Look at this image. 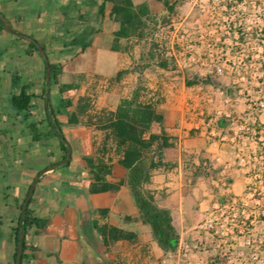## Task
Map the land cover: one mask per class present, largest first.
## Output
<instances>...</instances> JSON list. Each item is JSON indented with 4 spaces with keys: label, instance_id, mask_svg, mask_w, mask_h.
<instances>
[{
    "label": "crops",
    "instance_id": "crops-1",
    "mask_svg": "<svg viewBox=\"0 0 264 264\" xmlns=\"http://www.w3.org/2000/svg\"><path fill=\"white\" fill-rule=\"evenodd\" d=\"M133 1L137 5L147 2L151 12L157 6L165 9L158 0ZM0 3L4 4L2 20L17 32L0 23V36L11 43L7 59L30 60L16 75H0V87L9 88L11 95L9 112H0V264H16L21 207L39 173L29 207L48 223L30 229L22 264H99L105 262L101 254L132 264H179L185 256L189 264H209L204 254L214 239L239 237L232 227V211L249 176L246 167L236 164L237 147L231 141L237 131L232 137L227 120L218 116L223 110L220 94L225 92L213 84L200 86L183 69L169 64L181 58L179 43H172L166 57L157 60L147 38L116 35L121 25L111 17L112 3L107 4L104 16L98 14L93 0ZM92 28L96 32L85 51L69 45L75 35ZM28 36L47 47L50 62L61 64L57 81L50 87L46 59L30 46ZM14 77H25L24 86L31 95L29 112L19 111L12 102L21 90L16 89ZM136 91L141 100L155 102L164 116L163 126L154 124L152 130L161 133L163 127L170 146L163 150L164 165L151 172L145 188L159 207L171 212L178 237L174 248H162L153 225L143 220L129 185L130 171L121 165V155L107 138L110 132L97 126L100 114L116 111L121 100L132 98ZM49 102L72 147L71 163L53 169L49 168L60 162L64 152L58 137L45 135L50 131ZM31 124L42 133L39 140L34 139ZM85 157L108 161L107 179L120 188L90 192L92 176ZM94 221L132 231L136 239L105 246Z\"/></svg>",
    "mask_w": 264,
    "mask_h": 264
},
{
    "label": "rangeland",
    "instance_id": "rangeland-1",
    "mask_svg": "<svg viewBox=\"0 0 264 264\" xmlns=\"http://www.w3.org/2000/svg\"><path fill=\"white\" fill-rule=\"evenodd\" d=\"M147 35L151 49L154 43L161 44L154 45L157 60L166 57L172 43H179L181 58L169 64L183 69L200 86L213 84L224 90L218 116L227 120L232 137L237 131L231 141L237 147L236 164L248 171L247 188L232 211V227L239 237L214 239L205 249L206 263L264 264V0H186L174 14L157 6ZM2 38L0 75H16L30 60L7 59L11 43ZM24 79L16 89L22 88ZM10 96L9 88L0 87V112H9ZM104 257L99 256L106 264H132ZM179 264H189L188 257Z\"/></svg>",
    "mask_w": 264,
    "mask_h": 264
},
{
    "label": "trees",
    "instance_id": "trees-1",
    "mask_svg": "<svg viewBox=\"0 0 264 264\" xmlns=\"http://www.w3.org/2000/svg\"><path fill=\"white\" fill-rule=\"evenodd\" d=\"M160 1L169 14L176 13L180 5L186 0H158ZM98 8L100 16L105 15L108 3H112L111 17L120 23L121 28L116 33L119 37H128L137 35L140 38H147L149 21L152 18V12L147 2L135 4L133 0H102L99 3L93 0ZM3 20L0 12V23L3 27ZM96 32L95 28L85 30L75 35L69 42L70 46L77 47L81 51H85L91 45V36ZM22 38L26 35L20 34ZM30 46L36 51H40L36 39L28 36ZM45 50L47 47L41 43ZM158 45L159 43H154ZM51 80L47 87L57 81V77L61 70V64L50 62ZM19 77H14L13 82L17 85ZM46 80H47V63H46ZM27 87L22 86L18 94L13 95L12 102L19 111L29 112L31 95L26 91ZM51 103L47 104L48 123L50 131L46 137H58L64 152L60 162L67 158L69 152V143L62 131L61 123L56 117V112L50 108ZM74 119L71 118V122ZM164 116L157 109L156 103L153 101H143L140 99L139 92L136 91L132 98H124L118 109L114 112H103L98 116L97 126L110 132V136L116 146V151L121 155L120 163L130 171L129 185L137 197L139 207L141 208L142 218L146 222L153 225L159 244L164 249L174 248L178 243V237L172 223L171 212L159 207L155 202L153 193L145 188V185L151 179V172L164 165L163 150L170 146L169 137L166 135L162 127L161 133L154 132L153 125L159 124L163 126ZM34 132V139L39 140L42 133L39 134L36 124L30 125ZM104 148V147H103ZM92 176L90 192L99 193L110 190H117L120 184H115L107 179V175L111 173V165L103 158L94 159L93 157H85ZM111 160V159H110ZM72 158L62 166L69 165ZM55 164V163H53ZM34 194V193H33ZM33 196V195H32ZM32 201L30 199L29 205ZM24 205V204H23ZM20 219L16 227V252L19 241V234L24 233L22 260L25 258L27 235L31 228H44L48 219L34 215L27 207L22 217V208ZM93 225L99 233V239L106 246L110 242L128 239L134 241L136 234L113 225H99L94 221ZM17 264V261H16ZM99 264H106L100 262Z\"/></svg>",
    "mask_w": 264,
    "mask_h": 264
},
{
    "label": "water",
    "instance_id": "water-1",
    "mask_svg": "<svg viewBox=\"0 0 264 264\" xmlns=\"http://www.w3.org/2000/svg\"><path fill=\"white\" fill-rule=\"evenodd\" d=\"M3 25L5 26V28L9 31H12V32H16L12 26L6 24L4 21L2 22ZM17 33V32H16ZM37 45L41 51V53L44 55L45 59H46V62H47V83H50V80H51V70H50V61H49V57H48V54H47V51L45 50L44 46L39 42L37 41ZM47 100H49V95L47 96ZM72 157V148L71 146L69 145V152H68V156L66 159H64L62 162H59V163H56L54 164L52 167H50L49 169H53L55 168L56 166H59L61 164H65L67 163ZM42 173H39L37 175V177L35 178L30 190H29V193L25 199V202H24V205H23V208H22V219H23V216L27 210V207L29 206V202H30V199L35 191V188H36V185L39 181V178L41 177ZM23 241H24V233L23 231L20 232L19 234V241H18V244H17V255H16V261H17V264H22V254H23Z\"/></svg>",
    "mask_w": 264,
    "mask_h": 264
},
{
    "label": "built area",
    "instance_id": "built-area-1",
    "mask_svg": "<svg viewBox=\"0 0 264 264\" xmlns=\"http://www.w3.org/2000/svg\"><path fill=\"white\" fill-rule=\"evenodd\" d=\"M160 45H161V44H160ZM160 45H159V46H160ZM211 227H213V226L211 225Z\"/></svg>",
    "mask_w": 264,
    "mask_h": 264
}]
</instances>
